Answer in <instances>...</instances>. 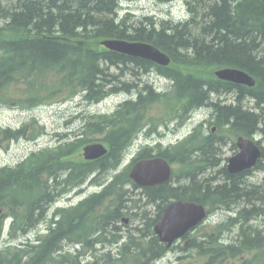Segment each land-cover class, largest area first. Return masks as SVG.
Masks as SVG:
<instances>
[{"label":"trees","instance_id":"obj_1","mask_svg":"<svg viewBox=\"0 0 264 264\" xmlns=\"http://www.w3.org/2000/svg\"><path fill=\"white\" fill-rule=\"evenodd\" d=\"M191 1L194 5L189 3L188 7L194 17L190 21L179 25L162 22L160 29H147L141 21L131 24V14L123 18L117 15L120 0H0L1 106L30 110L62 104L80 96L91 102L107 93L131 92L133 84L125 82L119 87L117 75L112 72L120 66L129 70L132 65L143 70L154 69L172 77L177 84V93L157 96L150 101L139 95L134 102L125 104L116 116L94 114L88 117L85 129L60 137L57 145L31 153L15 166L0 168V232L11 220L10 237L27 238L38 221L47 223L45 233L35 240L7 244L0 250V264H82L77 254L69 253L53 260L52 253L69 242L78 244V252L86 256L85 245L90 238L96 235L115 237L122 232L119 225L128 215L130 221H140L134 228L136 234L128 236L117 254L94 258L88 264H152L162 259L167 249L161 244L152 250L146 241L160 243L154 227L171 200L209 204L212 208L216 200L228 209L240 201L264 197V184L244 187L245 179L254 170H264L262 163L234 176L224 167L220 179L226 177V181L217 185H214L217 180L214 177L195 179L189 188L183 185L192 165L184 166L182 157L208 148L204 141L193 138L167 158L170 163L182 166L174 173L175 182L171 181L178 182L176 186L141 188L129 177L131 164L112 176L111 183L94 180L96 185L102 186L99 193L78 205L58 207L51 212L52 206L64 198V193L81 187L92 175H107L119 165V156L129 138L145 124L158 123L148 119L149 112L157 105L170 117L176 107L182 105L192 109L207 102L221 119L215 141L225 144L223 139L227 136L236 139L240 135L250 137L260 132L262 140L258 144L262 145L264 54L260 53V47L264 45V0ZM112 39L152 43L168 53L172 63L163 68L101 46L103 40ZM224 67L248 72L257 79L256 86L245 89L218 81L215 71ZM234 90H248L260 112L234 109L221 101L212 102L211 95L217 98L232 95ZM181 96L184 100L180 103ZM139 111L138 121H130L129 117H136ZM162 121L165 118L159 122ZM35 122L34 119L30 124ZM44 131L42 128L27 132L26 125L18 129L0 125V149H7L26 135L34 141ZM224 133L226 136L222 135ZM100 142L109 147V153L99 160L86 161L83 147ZM200 144L204 145L200 147ZM234 149H237L235 142ZM150 156L138 155L133 162ZM160 156L166 158L165 154ZM221 158L222 148L207 155L208 160H214L209 162L212 167L220 166ZM135 190L145 191L149 197L148 207H140L138 201L141 200L125 206L127 194ZM261 205L246 208L221 224L197 227L185 237L191 240L192 249L179 261L186 260L185 264H264V227L256 230V235L250 239L239 240L252 231L249 228L252 221L264 220ZM231 228L241 233L239 238L232 240L229 246L220 244L223 230Z\"/></svg>","mask_w":264,"mask_h":264},{"label":"bare ground","instance_id":"obj_2","mask_svg":"<svg viewBox=\"0 0 264 264\" xmlns=\"http://www.w3.org/2000/svg\"><path fill=\"white\" fill-rule=\"evenodd\" d=\"M124 1L125 0H120V3L118 4V7H117L118 8L117 9V15L120 16L121 18H123L126 15L131 14V16L133 18L135 15L132 13V11L124 8V6H123ZM179 1L180 2L181 1L184 2V4L187 7V17L185 19H180V20L178 19V21H175V20H172V19H170V20H164V19L163 20H156L153 16L145 15V16L142 17V19H139L138 21L143 22V25L147 29H149V28L152 29L153 27H155V29L156 28L160 29V26H161L162 22L173 23L174 25H179L180 23H186V22L190 21L191 18L194 17V14L189 11V7H188V4L192 3L191 0H156L155 2H156V4L158 6L166 7V6H171V5L175 4V3H179ZM192 5H194V3H192ZM138 21H136V22H138ZM169 32L170 31H168L167 33L169 34ZM118 40H120V39H118ZM141 43H145V42H141ZM147 44H150V45H153V46L157 47L156 45H154L152 43H147ZM157 48L160 51H162L163 53L167 54L170 57L171 62H170V64L168 66H160V65L155 64L153 62L152 63L157 65V66L163 67V68L169 67L171 65V63H172L171 56L168 53H166L163 50H161L159 47H157ZM111 52H113V51H111ZM115 53H117V52H115ZM260 53L264 54V45L260 47ZM118 54H120V53H118ZM121 55H124V54H121ZM125 56H127V55H125ZM128 57L137 58V57H132V56H128ZM138 59L145 60V59H142V58H138ZM146 61H149V60H146ZM149 62H151V61H149ZM231 68L240 70V69L234 68V67H224V68H220L219 70H216L215 73L217 71L229 70ZM240 71H243L249 77H251L252 81L255 83V85L253 86V85H250V84H235V83H232V82H229V81H224L221 78H218L216 76V74H215V76L217 77V80L220 81V82L232 83V84H235V85H239V86H241L242 88H245V89L246 88L247 89L254 88L256 86L257 79L254 76H252L251 74H249L248 72L244 71V70H240ZM112 72L117 75V79H118L117 82L120 83L119 87L124 85V84H126L125 82L133 84L131 86L132 87L131 88V92L120 90L117 93L116 92L107 93L104 96H102L101 99L98 100V101L94 100L95 98L91 102H86L84 100L87 103L86 105L88 107H92V106H95V105H100V104H102L103 102H105L106 100H108L110 98H113V97H116V96H124L125 95L126 98H125L124 102H122L118 106H115L111 112H106V114H108L109 116H116L119 112H121V110H123V108L125 107V104L127 105L128 103H130L132 101L134 102L135 99L138 98L139 95H143L145 98H147V101H150V100H153L157 96L171 95L173 92L177 93L176 81L172 77H169V76L164 75V74H160L159 72L155 71L154 69H150L149 68V69L143 70L138 65H136L135 67H133V65H132L131 70H129L127 68H124L123 66H120L118 69H116V68L112 69ZM128 78H131V79H128ZM107 79L108 80H113V78H111V77L110 78L107 77ZM153 79H155L156 81H164V86L161 87V88L160 87H158V88L155 87V85L152 84V82H151ZM112 86H114V85H112ZM231 94L232 95L224 94L223 95V96H225L224 99H221L223 96H220V97L216 98L214 95H211L212 102L214 103V102H217V101H221V102H223V105H227V106L231 105L230 107H232L234 109H241V110L254 109L256 113L260 112V110L258 109V107L256 105V102L249 96L248 90H244L242 92H240L239 90H234ZM82 99H83V97H82ZM183 100H184L183 96H181L180 97V103L183 102ZM206 103L207 102H205L203 104H197L198 106L197 107H193L192 109L191 108L187 109V107H184V106L181 105L180 107H176L174 109V113L170 117L166 116L167 113H165V112H162V114H160L159 117L158 116H156V117H150L149 116L148 119H155L156 121H158V123L145 124V126L142 129H138L135 132V135L133 137L129 138V140L125 143L126 145L122 149L121 154L119 156V159H120L119 165L115 169H112L111 171H109L107 173V175L103 174V173H102V175L101 174L92 175L89 179L85 180L84 184L81 187L75 188V189H71V191H69L67 193H64V198L70 196L72 193H76L77 191H78V194L84 193L86 190L83 187H85L86 185L93 186V185H96V183H106V184L111 183L112 182V178H111L112 176H110V175H112L115 171H117L120 168V166L125 162L126 157L131 154V152H132L134 147L136 148L137 152L134 154L135 156L132 158L130 163L127 166H125L123 168V170L126 167L130 166L131 164H132V167H133L134 165H136L137 163H139L141 161H151L152 159H156V158L164 159L165 161L170 163V161L168 159H169V157L175 155L173 151L175 149H178V148L186 146L187 143L193 138H195L196 140L204 141L206 143L205 147H208V148L205 149V150H201L200 149L197 154L187 155V156L182 157V159L185 162L184 166L185 165L186 166L187 165H192L191 168L189 169V173L187 174L188 178L186 180H184L183 185H187L186 187L189 188L191 186V183H192L193 180L196 179L197 181H201V179L203 177H207V178L208 177H210V178L214 177L217 180L220 179L222 177V169L218 168V167H220L219 164L216 165V166L213 165L214 167H212V165L210 164L211 163L210 161H214V160H212V159L208 160L207 159V155H210V154L216 152L219 148L226 147L228 145V138L225 137L223 139V141H225V144L223 142H220V141H215V136L214 135L217 134L215 132H218V129H219L218 127H219V123L221 122V119H220V117L218 115L214 114L213 106H211L210 104H206ZM84 111H87V109L85 108L82 111V116H80L78 118V120L82 122L81 127L79 129H77V130H80V131L85 129L86 121H87L88 117L94 115V114H86L85 115ZM202 113L204 114V116L200 120H197L196 116L198 114H202ZM95 114H98V113H95ZM139 115H140V111L136 113V117L130 116L129 120L135 123L136 121H138ZM162 117L165 118V121L164 122L163 121L159 122ZM73 120L74 119H72V121ZM195 121H196V123L192 125V127H191L192 129L187 133V136H185L183 138L178 137L175 140V142L170 143L168 146H164L163 145L162 140L164 138H166L167 132L171 133V134H176L179 131H181L183 128H185L189 123H191V122L194 123ZM122 122H125V119ZM187 127H189V126H187ZM42 128H45V127L41 126L39 124V122H35L34 124H30L29 123V124L26 125V131L27 132H32L34 130L35 131L36 130H40ZM72 133L73 132H68V133H64V134H57V136L60 138V137H64V136L72 134ZM254 134L255 135H252L250 137H245L243 135H240L238 138L243 137L245 139H252V140H258V141L262 140V137L260 136V132H256ZM41 136H39L34 141H37ZM29 141L33 142L31 140H29ZM151 141H153L154 144H151ZM263 143H264V141H263ZM263 143H262V145H263ZM92 144H96V143H92ZM99 144L103 145V143H101V142ZM89 145H91V144H89ZM203 145L204 144H200V147H202ZM48 147H44V148H41L39 150H42V149H45V148H48ZM103 147L109 153V151H110L109 147H107L106 145H103ZM233 149H234V142H233ZM34 152H36V151H33L32 153H34ZM82 152H83V149H82ZM239 152H240V150H238V152L235 155H233L232 157L236 156ZM161 154H165L166 158L163 157V156H160ZM138 155H151V156L148 157V158H142V159H139V160L133 162L137 158ZM105 156H103V157H105ZM232 157H230L227 160H230ZM218 158H219V156H218ZM221 159H222V161L225 160L223 157ZM97 160H99V159H97ZM92 161H96V160H92ZM228 163H229V161L227 162V164L225 166H223V168L226 167V169H227ZM260 163H262V165L264 166V154L259 158L257 164L253 168H256ZM175 164L178 165L179 167H182L179 163H175ZM173 165L171 166L172 177L174 176V173H175V171L173 170ZM220 165H221V163H220ZM6 166H8V165H6ZM216 169H218V171L213 176L210 172H212V171H214ZM123 170H121V171H123ZM121 171H119V172H121ZM227 172H228V169H227ZM206 174H209V176H207ZM240 174L241 173L235 174V175H240ZM230 175H232V174H230ZM94 180H97L96 183L93 182ZM171 181L172 180H170L169 182L157 185L155 187H159V186L161 187V186H164V185H171V186L174 187V186L177 185L176 183H171ZM222 181L223 182L226 181V177L222 178ZM223 182H221V183H223ZM145 188L148 189V187H145ZM99 192L100 191L95 192V193L89 195L88 197H85L83 200H85V199H87V198L91 197L92 195H94L96 193H99ZM257 198L258 199H256V200L252 199V201H250L249 199L240 201L237 204L229 206L228 209H227V207L222 206L221 203H219V201H216V200H213V202H214V207L213 208H212V205H209V204H201V203H199V204H200V206H202L205 209V211L207 212L208 215H209V212H211V211H213L212 214H215V213L216 214L217 213L218 214H222L224 212H228L229 213V217H235L241 211H243L244 209L251 208L255 204H262L261 207H264V197H260L259 196ZM83 200H81L80 202H82ZM138 200H141V201H138ZM134 201L141 202V203H139L140 207L145 208V207H148L146 205V202H149V197H147L145 191L135 190L134 192H130V193L127 194L126 201L124 202L125 206L126 207H130L131 206V202H134ZM61 207L69 208V206H61ZM210 216L211 215H209L208 217H210ZM225 217L227 218L228 215L225 216ZM229 217L226 220L217 222L215 224H221L222 222H226L229 219ZM127 218L130 220L131 219L130 215L124 217V219H127ZM252 222H254V221H252ZM43 225H45V229H46L47 223H45L44 221L40 220V221H38L36 223V226H35L34 230H32V232L38 231L36 238L39 237L38 236L39 234H44L45 233V230H44V232L41 231V228H42ZM119 226L122 229L124 227H127L126 225H123V224L119 225ZM249 228H251L252 231L242 235V237L239 240H242V241L248 240L251 237H253L254 235H256V230H259V227L256 226V225H252ZM249 228H247L246 230L250 231ZM113 229H115V228H113ZM234 230H236V229L235 228H231L229 230H227V229L223 230L222 235L220 237V239H221L220 240V244H223L224 246L231 245L232 244V239L230 238L229 234L232 233ZM112 231H113V233H116L114 230H112ZM0 233H4V229ZM130 234L135 235L136 231L133 229L128 234L125 233V232H120V233H118V235H115V237H107V238H106L107 235H105V236H103L101 238H100V235H96L93 238H90L88 240V243L85 245L86 252H87L86 256H83L82 254H80V252H78L79 251L78 250L79 249L78 244H73V243L66 242V243L63 244L62 248H60L56 252L52 253V259L53 260H57V259L61 258L62 255L66 256V255H69V253L70 254H74V255L77 254L79 256L80 261H82V262L86 261L89 258V260H87V261H89V263H91L92 260L94 258H97V257H101L102 256L104 258H108L109 256H113L114 255L112 253V249L117 250V252L122 249L123 244H125V242L128 240V236ZM239 234H241V233L240 232H236V236H235V239H233V241H236L239 238ZM262 235H264V233ZM156 236L159 239V242H160L159 244H156L154 241H150V240L149 241L147 240L146 242L152 247V250H155L157 246H161V244H162V245H165L167 251L163 252V255L161 257L162 259H160V260H158V261H156L155 263H152V264H160V263H162L163 260L166 259L171 252H175L177 255L180 254L178 256V260H180L181 258L186 257V255L184 254L185 252H187L190 249H192L190 247V245H189V244H191L190 243L191 242L190 239L185 241V242H182V243L178 244L177 248L172 250V248H174V246L167 247V244L162 242L158 235H156ZM177 241H175L174 243H177ZM195 241H197V240H195ZM203 242L206 243V241H203ZM206 248H209V246L206 247Z\"/></svg>","mask_w":264,"mask_h":264},{"label":"rangeland","instance_id":"obj_3","mask_svg":"<svg viewBox=\"0 0 264 264\" xmlns=\"http://www.w3.org/2000/svg\"><path fill=\"white\" fill-rule=\"evenodd\" d=\"M156 0H125L123 3V6L125 9L131 10L132 13L135 15L132 18V22H136L139 19H142L145 15L153 16L156 20H175L178 21V19H185L187 17V7L184 4V2L175 3L171 6L161 7L158 6L155 2ZM1 21V20H0ZM157 78V77H156ZM155 78V79H156ZM131 79V78H128ZM153 79L151 82L155 85V87H163L164 81H156ZM124 96H116L113 98H110L103 102L100 105H95L92 107H88L84 99L82 97H77L72 100H69L62 104H55L51 106H41L35 109L25 110L20 109L17 107H8V106H1L0 105V125L3 127H12L15 129H18L24 125L29 124L34 119L39 122L41 126H44L45 131L44 135H42L37 141L30 142L28 138V135L24 137V139L12 142L10 146L7 149H0V168L6 165L15 166L19 162L23 161L26 157H28L33 151H38L41 148L48 147V146H55L58 144L60 138L57 136V134H64L68 132H76L77 129H79L82 125V122L78 120L80 116H82V111L86 108L87 111L86 114H95V113H106L111 112L115 106H118L125 100ZM217 98V97H216ZM225 96H223L221 99H224ZM87 106V107H86ZM163 108L159 105L155 106L149 113L150 117H156L160 114H162ZM204 114H198L196 116L197 120H200ZM72 119H74L72 121ZM196 121L193 123H189L187 126L183 128L181 131H179L176 134H171L167 132L166 138L162 140V143L164 146H168L170 143L175 142V140L178 137H185L187 136V133L192 129V125L195 124ZM73 134V133H72ZM220 135V133H219ZM226 136V134H222ZM228 138V145L226 147L222 148V157L225 159L221 162L220 167L223 168L228 162L227 159L232 157L238 152L237 149H233V142L237 140L234 137ZM230 138V139H229ZM151 144H154L153 141H151ZM264 145V143H263ZM137 152L136 148L134 147L131 154L126 157L125 162L120 166V168L115 171L112 175L114 176L119 171L123 170L125 166H127L132 158L135 156L134 154ZM181 167L174 164L173 170L175 172H179ZM218 169L210 172L213 176L217 173ZM209 176V174H206ZM222 179H218L215 181V184H220ZM264 184V170H254L250 176L245 179L244 187L247 189V187H254V186H262ZM85 192L78 194V191L76 193H72L70 196L65 197L63 199H60L52 208L51 212L61 206H75L77 205L81 200H83L85 197H88L89 195L101 191L102 186L101 185H86ZM261 205V204H259ZM155 209V207H154ZM226 213V214H225ZM229 217L228 212H224L222 214H212L207 221L202 225L209 226L214 225L217 222L224 221L227 218L225 216ZM264 220L258 219L252 222V225H256L259 228H263L264 226ZM11 220H9L6 223L4 233H0V250L4 249V247L7 244H21V242L25 240H35L38 231H34L30 233V236L25 237H19L16 240L12 239L9 235V227H10ZM140 224L139 220L130 221L129 225L127 227H124L122 229V232L129 233L132 231L136 226ZM45 225L42 226L41 231L44 232ZM237 230H234L232 233L229 234L230 238L233 240L235 239ZM183 241H181L182 243ZM113 254H117V250L112 249ZM180 255V254H179ZM175 252H171L169 256L163 260L160 264H185L187 261H179L178 256ZM249 257V256H247ZM245 257V258H247ZM89 260V258L87 259ZM84 261L82 264H88L89 261Z\"/></svg>","mask_w":264,"mask_h":264},{"label":"water","instance_id":"obj_4","mask_svg":"<svg viewBox=\"0 0 264 264\" xmlns=\"http://www.w3.org/2000/svg\"><path fill=\"white\" fill-rule=\"evenodd\" d=\"M101 45L109 51L149 60L160 66H168L171 62L167 54L147 43L112 39L101 42ZM215 74L224 81L255 85L251 77L237 69L217 71ZM103 145L96 143L85 146L83 148L85 160L92 161L105 156L108 152ZM237 146L240 152L229 160L227 167L228 172L232 175L252 169L263 155L262 148L255 140L240 137ZM171 178V166L161 158L141 161L133 166L130 173V179L140 187H155L169 182ZM207 215L200 204L174 201L164 209L160 220L155 226V233L162 242L167 244V247H171L175 241L184 238L191 230L200 225ZM125 223H128L127 219Z\"/></svg>","mask_w":264,"mask_h":264},{"label":"flooded vegetation","instance_id":"obj_5","mask_svg":"<svg viewBox=\"0 0 264 264\" xmlns=\"http://www.w3.org/2000/svg\"><path fill=\"white\" fill-rule=\"evenodd\" d=\"M176 248V246H174V248H172V250H174Z\"/></svg>","mask_w":264,"mask_h":264}]
</instances>
